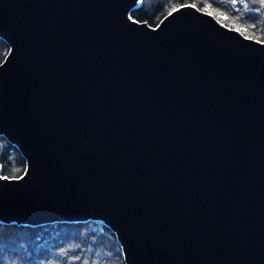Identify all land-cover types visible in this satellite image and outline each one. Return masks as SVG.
I'll return each instance as SVG.
<instances>
[{"label":"water","instance_id":"1","mask_svg":"<svg viewBox=\"0 0 264 264\" xmlns=\"http://www.w3.org/2000/svg\"><path fill=\"white\" fill-rule=\"evenodd\" d=\"M142 1L0 0V136L26 161L0 224L102 221L126 264H264V41L191 4L152 27Z\"/></svg>","mask_w":264,"mask_h":264},{"label":"trees","instance_id":"2","mask_svg":"<svg viewBox=\"0 0 264 264\" xmlns=\"http://www.w3.org/2000/svg\"><path fill=\"white\" fill-rule=\"evenodd\" d=\"M186 4L212 13L228 27H246L247 31H241L245 36L264 41L261 0H143L131 17L156 27L171 11ZM8 53V44L0 38V64ZM25 170L19 150L0 136V176L18 178ZM0 264L126 263L116 234L102 221L89 220L36 227L0 224Z\"/></svg>","mask_w":264,"mask_h":264},{"label":"snow or ice","instance_id":"3","mask_svg":"<svg viewBox=\"0 0 264 264\" xmlns=\"http://www.w3.org/2000/svg\"><path fill=\"white\" fill-rule=\"evenodd\" d=\"M262 3H264V0H261ZM224 19H228V17H223ZM131 19V17H130ZM257 25L256 24H252L251 27L255 28ZM236 31H247V28H237ZM22 178V177H21ZM3 179H8V177H3Z\"/></svg>","mask_w":264,"mask_h":264},{"label":"rangeland","instance_id":"4","mask_svg":"<svg viewBox=\"0 0 264 264\" xmlns=\"http://www.w3.org/2000/svg\"><path fill=\"white\" fill-rule=\"evenodd\" d=\"M203 11H205L204 9H203ZM207 12V11H206ZM210 13V12H209ZM212 14V13H211ZM237 28H241V29H243V27H236V28H234V29H237ZM241 32V31H240ZM243 33H244V31H242ZM259 41V40H258ZM262 42V41H261Z\"/></svg>","mask_w":264,"mask_h":264}]
</instances>
